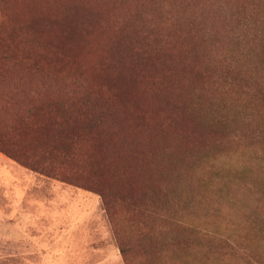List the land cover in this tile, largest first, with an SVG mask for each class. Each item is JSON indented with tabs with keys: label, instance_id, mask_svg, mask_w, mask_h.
I'll return each instance as SVG.
<instances>
[{
	"label": "rangeland",
	"instance_id": "1",
	"mask_svg": "<svg viewBox=\"0 0 264 264\" xmlns=\"http://www.w3.org/2000/svg\"><path fill=\"white\" fill-rule=\"evenodd\" d=\"M42 1L0 0V264H264V0Z\"/></svg>",
	"mask_w": 264,
	"mask_h": 264
},
{
	"label": "trees",
	"instance_id": "2",
	"mask_svg": "<svg viewBox=\"0 0 264 264\" xmlns=\"http://www.w3.org/2000/svg\"><path fill=\"white\" fill-rule=\"evenodd\" d=\"M80 3L83 4L82 1ZM43 4L44 2L41 0V4L39 6L40 9H43V10L48 9L47 12L51 10L49 7V4H47V7L46 6L43 7L42 6ZM83 5H85V3ZM128 90L130 91L126 94L125 98L131 95V93L133 92V87H128ZM156 96L160 98L161 100L166 101V99L162 97V95H160L159 93ZM129 103H131V101ZM62 143L64 145V148L62 150H58L57 148H54L53 146L48 145L49 147H51V150L46 151V153L48 152L47 154L49 155V165H47V169H45V171L47 170V172H45L47 173V175L48 174L53 175V176L55 175V166H53L52 162L64 164L67 161L71 160V157L74 155V151H75L74 137L73 136L66 137L65 140L62 141ZM0 147H1V150L5 152L6 154L12 155L10 151L4 145H0ZM15 157L20 160V157H18L17 155H15ZM52 167H54V169H52Z\"/></svg>",
	"mask_w": 264,
	"mask_h": 264
},
{
	"label": "bare ground",
	"instance_id": "3",
	"mask_svg": "<svg viewBox=\"0 0 264 264\" xmlns=\"http://www.w3.org/2000/svg\"><path fill=\"white\" fill-rule=\"evenodd\" d=\"M26 9V8H25ZM28 9V10H27ZM26 10L27 11H29V8H27ZM30 9H32V11H31V13L33 14H35V13H39V12H36L35 10H34V8L33 7H30ZM26 12V11H25ZM27 13V12H26ZM45 13H47L46 11H43V13H41V14H45ZM28 14V13H27ZM30 14V13H29ZM31 14V15H32ZM36 16V18L37 17H39V19H45V18H49V17H46V14L44 15V16H42V15H40V14H36L35 15ZM49 16V15H48ZM33 17H34V15H33ZM54 18V17H53ZM49 19H51V18H49ZM46 20V19H45ZM52 20V19H51ZM53 20H55V19H53ZM49 22V21H48ZM42 26V25H41ZM47 26V25H46ZM52 28V27H51ZM59 30V29H58ZM56 31V30H55ZM58 33V32H57ZM78 38V37H77ZM152 91V90H151ZM128 93V92H127ZM126 94V93H125ZM126 101H127V99H126ZM135 101V100H134ZM123 102V101H122ZM124 103V102H123Z\"/></svg>",
	"mask_w": 264,
	"mask_h": 264
}]
</instances>
